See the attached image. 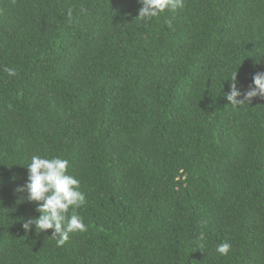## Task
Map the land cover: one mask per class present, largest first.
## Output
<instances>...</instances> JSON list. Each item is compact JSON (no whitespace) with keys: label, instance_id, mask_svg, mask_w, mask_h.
<instances>
[{"label":"trees","instance_id":"obj_1","mask_svg":"<svg viewBox=\"0 0 264 264\" xmlns=\"http://www.w3.org/2000/svg\"><path fill=\"white\" fill-rule=\"evenodd\" d=\"M141 6L0 0V264H264V97L225 98L264 73V0ZM33 155L86 198L59 247L22 226Z\"/></svg>","mask_w":264,"mask_h":264},{"label":"clouds","instance_id":"obj_2","mask_svg":"<svg viewBox=\"0 0 264 264\" xmlns=\"http://www.w3.org/2000/svg\"><path fill=\"white\" fill-rule=\"evenodd\" d=\"M142 6L139 8L140 19H150L159 16L166 8L175 10L183 7V0H138ZM9 76H15L14 69H5ZM230 91L225 94L228 103L239 105L250 101L256 96L264 97V73H256L252 83L243 93V100H238L241 91L237 88L236 73L230 80ZM28 179L23 186L17 187V192H27V199L38 202L36 212L38 216L28 219L23 223L25 231L34 225L39 232L52 229L57 246L67 242L71 233L87 231V227L78 214L85 204V195L80 191V181L68 173L69 161L60 156L43 157L33 155L26 165ZM71 209V212H70ZM230 245L222 242L216 246V252L227 255Z\"/></svg>","mask_w":264,"mask_h":264}]
</instances>
